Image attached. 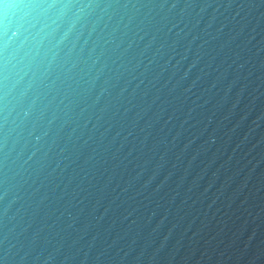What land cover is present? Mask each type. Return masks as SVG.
<instances>
[{
	"label": "water",
	"instance_id": "95a60500",
	"mask_svg": "<svg viewBox=\"0 0 264 264\" xmlns=\"http://www.w3.org/2000/svg\"><path fill=\"white\" fill-rule=\"evenodd\" d=\"M73 221L112 248L78 257ZM22 232L23 264H264L262 0H0V242Z\"/></svg>",
	"mask_w": 264,
	"mask_h": 264
},
{
	"label": "clouds",
	"instance_id": "9594fccd",
	"mask_svg": "<svg viewBox=\"0 0 264 264\" xmlns=\"http://www.w3.org/2000/svg\"><path fill=\"white\" fill-rule=\"evenodd\" d=\"M262 3H264V0H262ZM87 144L88 142L85 141V146H87ZM58 164H60L59 159L56 160V164L53 165V168H55ZM101 167V162L95 160L93 156H85L84 167L81 170L84 171L85 177L89 174L94 176L95 172L99 171ZM101 175L103 174L101 173ZM98 191L103 192V188H98ZM68 227L76 233V239L73 241V246L79 245L77 250L78 257L83 256L85 261L97 260L105 252L112 248V245H108L107 247L98 246V236L92 235L91 231L87 227L84 229L77 227L76 221H73V223L69 224ZM24 239L25 237L22 232L17 238L16 243H12V241H8L7 244L0 242V264H23V262L28 258V254L30 252L35 250L38 253L40 251V249L36 248L38 240L33 234H28V246H25ZM45 240L47 242V238H45ZM40 248H43L42 244L40 245ZM59 254L60 249L54 248L48 259L50 261H55L57 260Z\"/></svg>",
	"mask_w": 264,
	"mask_h": 264
}]
</instances>
